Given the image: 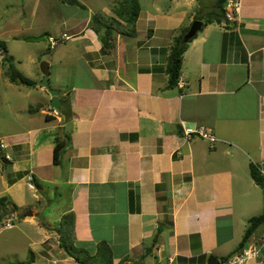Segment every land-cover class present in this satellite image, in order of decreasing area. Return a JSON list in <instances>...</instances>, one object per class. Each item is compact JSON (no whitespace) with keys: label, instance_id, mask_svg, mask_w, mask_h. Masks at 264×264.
Listing matches in <instances>:
<instances>
[{"label":"crops","instance_id":"0c3cea01","mask_svg":"<svg viewBox=\"0 0 264 264\" xmlns=\"http://www.w3.org/2000/svg\"><path fill=\"white\" fill-rule=\"evenodd\" d=\"M79 1L0 0V61L25 45L30 64L50 53L31 74L32 104L0 129V225L15 214L0 264H81L60 245L69 213L75 245L95 254L104 244L114 264L233 255L264 212V183L251 174L264 161V0H241L221 22L216 0H138L136 32L115 31L111 48L91 23L99 12L118 18L117 0ZM197 19L203 28L170 86L171 45ZM64 33L52 48L49 37ZM50 87L60 111L48 107ZM184 125L208 128L216 146L185 137ZM253 242L259 255L241 264H264L263 226L237 253Z\"/></svg>","mask_w":264,"mask_h":264},{"label":"trees","instance_id":"16d2710c","mask_svg":"<svg viewBox=\"0 0 264 264\" xmlns=\"http://www.w3.org/2000/svg\"><path fill=\"white\" fill-rule=\"evenodd\" d=\"M70 4H75L84 7V5L79 0H65ZM226 2L227 0H216L215 7L216 11L212 14L213 16H218L219 22L222 20L226 14ZM115 16L108 15L104 12H99L93 15L92 25L94 29L99 32L103 38L106 48L112 47V38L115 31H119L125 34H134L135 22L139 14V3L138 0H117L116 2ZM120 19V20H119ZM209 21H206L208 23ZM188 28H185L183 32L178 35L170 49V54L167 63V72L169 77V85L175 86L181 74V68L183 63V55L188 47L189 42H183V37L187 32ZM191 41V40H190ZM13 81H16L15 77H11ZM60 149L61 144H57L54 149V162H60ZM251 174L254 180L258 184L264 183V177L260 175L255 166L251 167ZM259 226L264 227V212L260 215L253 216L249 220V225L245 231L242 241L236 249V253L230 255L229 257H218L216 255H211L208 259L207 264H223L226 260L238 254L237 252L245 247V244L249 241L251 236L254 234ZM61 241L60 245L65 250V252L74 257L81 264H114L111 249L105 247L104 244H99L98 250L95 254H91L85 248L77 247L74 243V221L73 214L69 213L62 217L60 226ZM117 264H123L119 262Z\"/></svg>","mask_w":264,"mask_h":264},{"label":"rangeland","instance_id":"374dc122","mask_svg":"<svg viewBox=\"0 0 264 264\" xmlns=\"http://www.w3.org/2000/svg\"><path fill=\"white\" fill-rule=\"evenodd\" d=\"M198 18H202L206 20V16H198ZM201 20V19H197ZM201 20V21H203ZM4 20H0V28H2V24ZM8 49H15L22 47L21 44L14 43L9 40L7 43ZM4 47H6L4 43ZM29 45H25L20 48L17 52H15L14 56H9L4 62L0 61V129H4L6 127V119L10 116H13L14 110L16 108H21L23 105L25 106L27 103L32 102L33 100L31 96H28L27 93L32 87H29V84L36 82L31 74L34 72L41 74L42 73V63L48 60L47 57L50 56V53L44 52L40 55L39 59L34 64H30L27 59V54L30 52L28 49ZM12 57V58H10ZM15 77L16 81H14V87L9 86L8 82L11 77ZM46 77V76H45ZM44 77V78H45ZM43 78V79H44ZM41 79V80H43ZM41 82V81H40ZM53 83V81H51ZM51 88V87H50ZM34 93H38L34 91ZM36 105V103H34ZM0 133V137H1ZM3 212V209H1ZM8 215H6L5 219ZM0 217H2L0 215ZM4 219V220H5ZM4 221H2L3 225ZM15 226V223H13ZM0 225V240L8 239V234L10 235V230H5L4 226ZM13 226V227H14ZM12 227V228H13Z\"/></svg>","mask_w":264,"mask_h":264},{"label":"built area","instance_id":"2783aa9c","mask_svg":"<svg viewBox=\"0 0 264 264\" xmlns=\"http://www.w3.org/2000/svg\"><path fill=\"white\" fill-rule=\"evenodd\" d=\"M226 9L228 17H232L234 14H239L240 8H241V0H227L226 2ZM70 36L66 33H64L61 37L56 36H50L49 41L51 47H56L62 43H64L66 40H68ZM1 57V55H0ZM182 85V82H180ZM193 134H198L202 138L209 141L210 146L213 148L216 146V143L218 141L217 136L208 128L204 126H196V127H189L184 125V136L187 138H190ZM1 147H4V144H1ZM258 172L261 176L264 177V161L260 162L256 166ZM14 219L15 214H8L7 218L5 219L2 226L5 228H12L14 226ZM261 248L256 242L250 243L247 248H245L241 253H238L228 260H226L223 264H241L242 262L246 261L247 259L251 257L258 256L260 253ZM173 258H169V262H172Z\"/></svg>","mask_w":264,"mask_h":264},{"label":"water","instance_id":"95a60500","mask_svg":"<svg viewBox=\"0 0 264 264\" xmlns=\"http://www.w3.org/2000/svg\"><path fill=\"white\" fill-rule=\"evenodd\" d=\"M203 24L204 22L201 20L193 21L192 25L183 37V42H189L191 39H193L202 30ZM41 84L49 87V79L47 76L41 80ZM49 92L51 93L52 97L50 103H48V107H52L56 111H60L61 100L57 94V91L53 88H49Z\"/></svg>","mask_w":264,"mask_h":264}]
</instances>
